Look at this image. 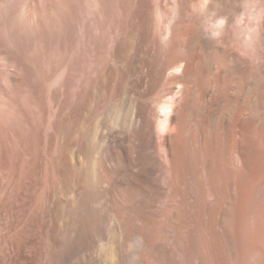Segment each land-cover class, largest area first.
Returning <instances> with one entry per match:
<instances>
[{
    "label": "bare ground",
    "instance_id": "6f19581e",
    "mask_svg": "<svg viewBox=\"0 0 264 264\" xmlns=\"http://www.w3.org/2000/svg\"><path fill=\"white\" fill-rule=\"evenodd\" d=\"M179 2L159 67L145 10L47 145L46 264H264V0Z\"/></svg>",
    "mask_w": 264,
    "mask_h": 264
},
{
    "label": "rangeland",
    "instance_id": "374dc122",
    "mask_svg": "<svg viewBox=\"0 0 264 264\" xmlns=\"http://www.w3.org/2000/svg\"><path fill=\"white\" fill-rule=\"evenodd\" d=\"M174 1L0 0V264H46V196L55 187L47 147L54 149L61 118L82 105L110 48L124 42L145 10L159 67L163 13L173 4L176 16L182 11ZM240 17L231 26L244 39L248 17Z\"/></svg>",
    "mask_w": 264,
    "mask_h": 264
}]
</instances>
